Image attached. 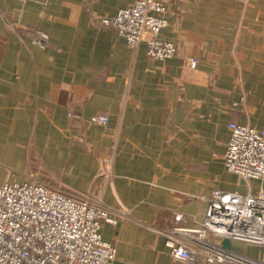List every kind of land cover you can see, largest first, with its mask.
I'll list each match as a JSON object with an SVG mask.
<instances>
[{
  "label": "crops",
  "instance_id": "1",
  "mask_svg": "<svg viewBox=\"0 0 264 264\" xmlns=\"http://www.w3.org/2000/svg\"><path fill=\"white\" fill-rule=\"evenodd\" d=\"M134 1L0 0V183L35 177L103 199L123 219L102 228L113 264H206L172 257L165 231L201 226L216 188L264 191L224 158L232 121L264 128V0H165L178 51L150 62L146 43L103 22Z\"/></svg>",
  "mask_w": 264,
  "mask_h": 264
},
{
  "label": "built area",
  "instance_id": "2",
  "mask_svg": "<svg viewBox=\"0 0 264 264\" xmlns=\"http://www.w3.org/2000/svg\"><path fill=\"white\" fill-rule=\"evenodd\" d=\"M167 11L165 0H135L103 22L111 24L134 49L146 43L150 62L178 51L176 43L163 35ZM244 18L252 19L253 14L245 12ZM50 41L48 31L34 35V42L43 48ZM187 64L195 69L198 60L191 58ZM246 103V96L234 102ZM108 119L97 116L100 122ZM230 131L224 156L227 169L264 182V128L232 121ZM170 218L184 216L172 212ZM106 221L123 224L100 197L78 195L35 177L0 183V264H113L117 245L104 237ZM165 232L172 257L184 263L264 264L262 258L223 246L227 237L264 250V191L216 188L208 198L201 226L178 222Z\"/></svg>",
  "mask_w": 264,
  "mask_h": 264
},
{
  "label": "water",
  "instance_id": "3",
  "mask_svg": "<svg viewBox=\"0 0 264 264\" xmlns=\"http://www.w3.org/2000/svg\"><path fill=\"white\" fill-rule=\"evenodd\" d=\"M223 246L226 248H232L233 247V240L230 238H224L223 239Z\"/></svg>",
  "mask_w": 264,
  "mask_h": 264
}]
</instances>
